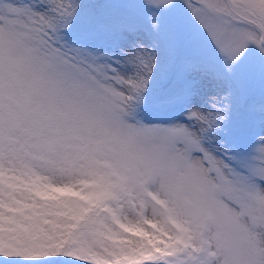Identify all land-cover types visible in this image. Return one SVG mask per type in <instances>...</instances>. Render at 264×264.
<instances>
[{"label": "snow or ice", "instance_id": "1", "mask_svg": "<svg viewBox=\"0 0 264 264\" xmlns=\"http://www.w3.org/2000/svg\"><path fill=\"white\" fill-rule=\"evenodd\" d=\"M180 3L0 0V264H264V0Z\"/></svg>", "mask_w": 264, "mask_h": 264}, {"label": "rangeland", "instance_id": "2", "mask_svg": "<svg viewBox=\"0 0 264 264\" xmlns=\"http://www.w3.org/2000/svg\"><path fill=\"white\" fill-rule=\"evenodd\" d=\"M145 14H139L137 19L138 21L143 25V27L148 30L149 25L146 19H144ZM171 19L173 21L179 20L182 23H184L187 28L197 36L198 40L200 43L209 51L211 52V44L208 41L204 31L200 26L197 24L195 19L191 16V14L187 11V9L184 8V6L180 3V0H177V6L174 10L173 13H171ZM169 23V14H164L161 18V25L166 26ZM85 43H89L92 46L99 47L101 50L105 49H112L114 50L117 44V39L116 38H95V39H85ZM254 55V50H250L248 53V56H253ZM248 57L245 58V61H242V65L246 63ZM244 71L243 68L238 67L237 72L242 73ZM249 86L254 89L257 93L260 91V80H259V74H258V69H257V74L254 80H252L249 84ZM211 85H204L201 88V94L200 96L196 97L194 99V102L199 103L200 99L203 97V95L207 92L212 91ZM160 103V97H158L154 90L149 91L147 94V101L146 104L148 107H153L154 105ZM182 109L177 108L176 110L173 111L172 115L176 119H182L181 115ZM259 136H264V123H262L260 120H255L251 123L246 124L242 130H241V139L243 142V145H247L251 143V141L254 138H257ZM66 261V260H65ZM53 262V261H52ZM51 263V262H49Z\"/></svg>", "mask_w": 264, "mask_h": 264}, {"label": "trees", "instance_id": "3", "mask_svg": "<svg viewBox=\"0 0 264 264\" xmlns=\"http://www.w3.org/2000/svg\"><path fill=\"white\" fill-rule=\"evenodd\" d=\"M49 264H70L69 261H65V260H57V261H53Z\"/></svg>", "mask_w": 264, "mask_h": 264}]
</instances>
